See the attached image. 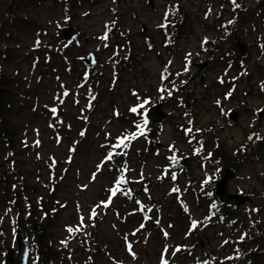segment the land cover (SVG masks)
<instances>
[{
    "label": "rangeland",
    "instance_id": "rangeland-1",
    "mask_svg": "<svg viewBox=\"0 0 264 264\" xmlns=\"http://www.w3.org/2000/svg\"><path fill=\"white\" fill-rule=\"evenodd\" d=\"M34 1L36 7L25 11L27 14L21 10L7 16V19L4 11L6 2H0V73L10 79H17L16 85L10 82L9 86H5L6 97L11 103L7 116L10 123L16 127L20 140L25 137L28 139L22 140L24 144L20 142L16 165L9 160V153L4 146L0 145V214L3 216L6 211V197L11 196L10 191L15 180L31 186L36 185L44 193L50 183V176L56 169L63 178L58 188L61 189L60 201L68 204L60 226L55 231V237H52L54 247L59 250L56 264H90V261L92 264H159L166 254L172 256L173 249L184 242L192 228L186 218L179 217L180 210L168 196L169 188L158 182L162 153L160 155L158 152L156 157L149 156L145 151L146 141L139 142L136 146V156L129 165L135 194L133 198L127 201L114 200L109 210L98 214L93 208L97 202L95 198L98 189L103 185L107 188L113 182L110 168L104 167L110 150L108 143L121 135L126 136L129 131L120 120L113 118L111 102L120 110L125 108L128 105L126 87L131 82L138 83L146 90L158 92V87L167 89L166 82L162 83L160 78L166 60L160 58L156 51H146L144 38L140 36L141 30L145 29L146 35H149L160 24L164 0H88L78 12H73L75 18L71 19L63 14V10L61 13L62 7L57 6L56 12H52L49 8L51 0H44L43 9L41 0ZM150 2L153 3V8L148 6ZM196 8L199 11L195 10L196 19H193L191 38L185 42V48L181 45L176 58L170 62L177 73L170 78L173 80L170 83H177L178 86L183 80L186 82V77H183L186 71L183 62L185 51L198 47L202 37L212 39L217 35L212 22L203 20L201 16L205 5ZM215 10L218 11L217 5ZM25 15L26 19L23 18ZM63 17L65 20L62 27H73L82 40L81 48L69 50L67 59L72 63V70L81 73L78 71L81 68L79 63L85 60L87 54L101 58L108 68L112 55L115 54L112 48H105L101 34L104 30L110 31L114 24L116 29L121 25L131 33L141 53L140 61L146 70H122L121 81L115 86H112L110 80L112 70L101 72L103 78L96 87L98 96L91 106L93 109L89 111V106L88 109L84 108L81 90L77 89L80 78L75 76L74 71L66 69L58 54L59 46L57 50L50 52L52 64H46L44 58L47 52L42 48L44 43L56 42L59 36L60 26H54L53 23ZM42 29H47V34L38 32ZM117 34L118 29L115 35ZM110 42L115 44L114 39ZM38 44L41 45L40 48ZM261 64L264 65V60ZM218 70L219 68H215L213 74L210 68L204 73L206 79L203 81L208 84L214 81ZM203 81L189 85L182 97L183 103L189 108L191 105L187 102L190 97L188 91L198 97L199 103L190 112L197 123L208 127L217 117L214 99L219 93L212 91L211 96H206L203 92ZM175 104L176 102H172L171 106L175 108ZM52 108L60 111L59 120L54 122L55 127L60 123L66 128L61 133L62 139H56L55 136L59 129L51 128L54 121ZM178 111L179 114L174 116L175 120L180 119L182 112L186 114L184 109ZM85 124L88 132L85 137H81L79 131ZM155 129L161 130L155 126H151L149 130L156 131ZM177 138L173 128L166 126L161 138L164 146ZM159 140L155 134V141ZM238 141L240 138L235 139V142ZM186 149L187 147L182 146V150ZM189 167L190 175L200 180L202 174L193 160L190 161ZM246 170L239 176L240 182L235 181L232 184L231 190L237 193L238 187H241L245 193L252 196L251 204L245 205L241 210L246 213L244 217L248 219V223V214L259 211L253 222L258 218L261 222L251 229L255 234L262 236L264 242L262 162L252 163ZM7 191L9 194H6ZM93 212L98 218H90ZM193 213L196 219L203 214L195 206ZM6 216L11 218L7 212ZM158 217L161 219L159 227L149 223ZM69 227L73 228V233L78 230L96 233L98 250L92 258L88 259L87 248L78 246V240L73 238L72 232L67 231ZM1 229L3 233L0 232V264L3 262L5 249L14 246L13 231L8 226V219L4 220ZM163 230L166 231V239H162ZM199 236L200 256L209 252L224 253L222 241L225 236L219 238L217 232L212 229L202 231ZM193 261L191 257H181L177 259V264H191Z\"/></svg>",
    "mask_w": 264,
    "mask_h": 264
},
{
    "label": "trees",
    "instance_id": "trees-1",
    "mask_svg": "<svg viewBox=\"0 0 264 264\" xmlns=\"http://www.w3.org/2000/svg\"><path fill=\"white\" fill-rule=\"evenodd\" d=\"M9 134L10 135V131H8L5 127V125L0 121V136ZM251 145H247V147L245 149H242L243 153L240 154V152L236 153V160L238 162V164L242 165L243 162L246 161V154L248 151L252 150V147H250ZM260 152H264V141H261L259 143L258 149ZM216 155H218L220 158L218 161H222L224 164H232V160L230 159L228 153L226 152V150L220 146L217 151H216ZM235 167V166H234ZM206 190V198L204 199L206 202H209L211 200H213L214 196H213V191H214V183L208 184L207 185V189ZM180 202L183 203V200L181 198H179ZM216 206L215 208H212L213 206H211L208 210H207V217L206 218H210V217H214L217 215H221L222 218L227 219V217L231 216L233 213H236V209L232 208L230 206H225V205H220V203L216 200ZM49 207V205L47 203H45L43 205V209L47 212V208ZM57 204L53 203L51 205V211L54 213L53 216L57 213ZM56 212V213H55ZM236 217V216H234ZM26 232H28L29 235L34 236L35 238V247L38 250L40 256H41V260H40V264H48V262H50V260L52 259V257L54 256L53 250L50 246L47 245V241L49 240V228L50 225L48 223L45 222V219H41L39 217H37L35 214H32L27 222H26ZM242 228L245 230L247 229L246 224L242 225ZM249 237L247 238V240H245V243L247 244H253L257 242V239H254L251 235H248ZM242 246H244V244H240ZM243 254H245V249H243ZM242 257V256H241ZM245 258V257H244Z\"/></svg>",
    "mask_w": 264,
    "mask_h": 264
},
{
    "label": "water",
    "instance_id": "water-1",
    "mask_svg": "<svg viewBox=\"0 0 264 264\" xmlns=\"http://www.w3.org/2000/svg\"><path fill=\"white\" fill-rule=\"evenodd\" d=\"M64 36H66L67 38H69L70 40H72L71 35H69L67 32L64 34ZM202 67H195L193 68V76H196L198 71L201 69ZM150 117L152 120L158 121V122H162L164 120V117L162 115H160L159 113V107H157L156 109H154L153 111H151ZM226 177L221 181V183L218 185V189H217V193L220 197V199L226 203H231L233 201H237V203H243L244 201H246V199H244L242 201V199L240 198H235L233 196H229L228 192H227V187H228V180L233 176L232 173H230L229 171L226 172ZM19 239H20V252L18 254V258L16 260L13 259V254L9 255V260L12 264H26V260H27V255H28V250H27V243L24 240V234L22 231L19 232Z\"/></svg>",
    "mask_w": 264,
    "mask_h": 264
},
{
    "label": "snow or ice",
    "instance_id": "snow-or-ice-1",
    "mask_svg": "<svg viewBox=\"0 0 264 264\" xmlns=\"http://www.w3.org/2000/svg\"><path fill=\"white\" fill-rule=\"evenodd\" d=\"M232 3L235 4V0H232ZM161 27H165V28H166L167 25H166V24H162ZM101 39H105V40H106L107 37H106V36H105V37H101ZM204 43H207V40H205ZM189 55H191V54L189 53ZM221 82H223V81H221ZM161 91H164V90L161 89ZM134 94H135V93H134ZM64 95H67V93H64ZM169 95H170V93H169ZM51 111H52L53 113H55L57 110H56V108H52ZM131 111L135 113V112L137 111V109H136V108H132ZM145 123H147L146 120H145ZM137 127H141V126H140V125H137ZM81 135H83V133H81ZM121 142H122V141H121ZM110 158H111V156L109 155V159H110ZM98 167H100V165H98ZM173 179H174V177H173ZM121 182H123L122 178H121ZM110 191H112V193L115 194V189H110ZM105 207H107V204H105ZM94 217H95V213L93 212V213H92V216H91L90 218H94ZM81 220H83V218H81ZM193 226H195V223H194ZM67 231H68L69 233H71V232L73 231V228L69 227V228L67 229ZM165 235H167V234L165 233ZM129 249H131V245H129ZM164 264H167V261H164Z\"/></svg>",
    "mask_w": 264,
    "mask_h": 264
}]
</instances>
